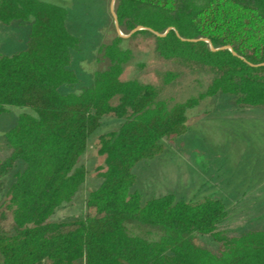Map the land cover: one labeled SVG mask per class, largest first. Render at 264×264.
<instances>
[{"label":"trees","instance_id":"1","mask_svg":"<svg viewBox=\"0 0 264 264\" xmlns=\"http://www.w3.org/2000/svg\"><path fill=\"white\" fill-rule=\"evenodd\" d=\"M115 9L124 33L174 27L165 36L136 33L153 35L162 58L209 68L214 77L196 96L164 99L151 83L122 79L133 52L116 34L99 47L107 64L93 83L70 90L81 82L71 68L81 40L68 29V9L0 0L1 23L30 24L24 49L0 51V117L11 107L27 109L6 131L10 153L0 159V264H264V229L221 231L228 215L222 199H144L135 188V168L188 132L189 110L202 100L223 94L236 107L264 110V0H117ZM201 37L231 49L188 40ZM176 77L167 72L164 81ZM110 114L122 122L99 138L105 164L86 214L56 218L85 182L79 160ZM199 236L218 248L197 243Z\"/></svg>","mask_w":264,"mask_h":264},{"label":"rangeland","instance_id":"2","mask_svg":"<svg viewBox=\"0 0 264 264\" xmlns=\"http://www.w3.org/2000/svg\"><path fill=\"white\" fill-rule=\"evenodd\" d=\"M64 6L69 11L68 29L81 40L80 51H74L71 68L81 82L70 90L79 91L94 81L95 72L105 68L100 62L99 47L117 34L111 11L112 0H43ZM30 24L0 22V51L12 54L26 46ZM123 48L133 52L125 65L122 79H138L158 87L160 96L173 102L196 96L210 84L214 72L198 65L162 58L156 51L155 37L135 33L124 38ZM167 72L177 77L164 81ZM67 86L62 91H70ZM26 108L11 107L0 117V159L9 155L5 133ZM189 130L168 143L164 154L141 162L135 173V188L144 199L175 193L178 198L199 201L211 196L222 199L228 215L219 229L238 235L248 229H264V110L236 107L232 98L220 94L208 97L189 110ZM122 120L110 114L102 119L89 139L79 165L88 173L72 203L60 207L55 217L75 219L87 212V197L100 182L105 155L99 153L102 134L119 127ZM196 242L216 250L210 236H199Z\"/></svg>","mask_w":264,"mask_h":264},{"label":"water","instance_id":"3","mask_svg":"<svg viewBox=\"0 0 264 264\" xmlns=\"http://www.w3.org/2000/svg\"><path fill=\"white\" fill-rule=\"evenodd\" d=\"M116 2H117V0H112V2H111V11H112V15H113V19H114V25H115L117 34L120 37H123V38L130 37L131 35H133L134 33L138 32L140 30H148L150 32H153L156 36H165L171 29H174V27L170 26V27L167 28V30L165 32H159V31H155L151 27H147V26H144V25H138L136 28L131 30L129 33H124L123 30L121 29L120 22H119V19H118V15L116 13V9H115L116 8ZM176 32L179 35V32L177 30H176ZM188 40H190V41L204 40V41H206V42H208L210 44V47H211L212 50H218V49H224V48H230L231 49V47H229V46H222L220 48H216L212 44L210 39L204 38V37L191 38V39H188ZM234 54H236V53L234 52Z\"/></svg>","mask_w":264,"mask_h":264}]
</instances>
